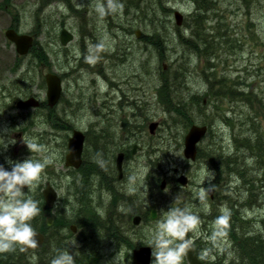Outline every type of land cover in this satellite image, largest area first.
I'll use <instances>...</instances> for the list:
<instances>
[{
	"label": "rangeland",
	"instance_id": "1",
	"mask_svg": "<svg viewBox=\"0 0 264 264\" xmlns=\"http://www.w3.org/2000/svg\"><path fill=\"white\" fill-rule=\"evenodd\" d=\"M212 1L209 7L202 8L196 15L194 0H164V8L172 12L165 18L168 48L161 61V53L152 47L142 49L143 45L132 33L137 29L149 33L150 28L136 25L131 21L132 17L125 15L123 8L104 14L97 10L101 3L106 5L107 0H0V85L13 82L19 73L30 70L28 75L35 81L33 91L44 102L47 92L45 74L64 75L61 77L63 98L54 108L59 127L48 125L47 110H20L5 95L4 100L0 96V114L10 107L1 115L0 133L10 134L11 161L22 162L30 156L50 161L35 187L30 191L24 189L26 195L37 196V191L42 192L49 182L58 193L53 215L60 212L72 217L73 183L77 179L64 167L72 131L79 130L85 135L90 132L92 136L91 128L97 115L112 114V111L122 109L120 115L123 116L139 109L144 126L137 143L140 149L129 161L131 175L124 181V187L131 190L150 188L146 180L148 167L144 150L148 142L164 138L170 145L167 152L174 158L166 169L168 186L165 195L153 208L157 210L158 218L151 220L149 217L143 229L124 231V237L132 239L135 248L151 247V231L162 218V212L167 211L176 198L177 202L186 200L189 211L198 216L208 214L212 208L219 209L220 215L225 211L230 213L228 199L221 201L215 194L211 200L208 195L215 173L202 161L192 163L184 160V137L189 128H185L181 121L175 123L172 119L177 115L175 110L169 112V105L165 107L160 101L161 74L168 70L170 64L184 63L188 67L184 94L190 100V114L186 115L190 116L193 124L207 125L212 130L199 148L218 145L226 153L235 154L237 151L244 165V177H232L228 184L231 193L225 195L232 197L241 221L248 226L247 230H253L264 239V0ZM175 11L184 16L180 27L175 22ZM198 16L199 22L195 24ZM13 25L21 34L34 37V43L39 46L37 50L41 53L39 48H42L47 54V63L36 64L37 59L30 55L19 59L15 46L5 36L6 30ZM130 25L135 26L132 34H127L124 30ZM63 29L74 35L66 47L60 43ZM180 35L184 36L185 45H181ZM201 39L207 40L206 43ZM128 44L131 49L127 48ZM202 44L209 48L208 53L199 54L195 50L197 46L203 47ZM89 56L93 57L91 61L87 59ZM31 113L36 122L33 121L30 130L24 131V120ZM154 122L159 123V128L153 136L149 125ZM166 124L170 125L167 133L174 131V135L164 132ZM15 129L24 133L22 140L14 137ZM17 130L15 132L18 133ZM245 137L252 140L255 148H244ZM28 139L38 143L42 150L30 153L23 142ZM13 141L15 143H11ZM93 144V138L88 146L85 141L84 153L87 147L92 150ZM180 174L189 178L187 187L176 183ZM210 175L214 178L209 179ZM92 181L91 188L94 189ZM202 188L207 190L203 202L198 198ZM109 197L106 191H96L95 206L102 217L109 213ZM147 205H142L143 211L147 210ZM70 227H63L62 237L69 239L73 250H80L83 245H76L75 241L82 230L73 233ZM217 232L220 234L213 238ZM47 233L49 236L50 232ZM190 233L193 244H200V258L205 264H231L238 257L226 229L214 221L202 220ZM111 241L105 233L100 234L101 263L133 264L129 257H132V250L125 246H112ZM42 250L25 256L24 260L36 263ZM182 264H188L186 256Z\"/></svg>",
	"mask_w": 264,
	"mask_h": 264
},
{
	"label": "trees",
	"instance_id": "2",
	"mask_svg": "<svg viewBox=\"0 0 264 264\" xmlns=\"http://www.w3.org/2000/svg\"><path fill=\"white\" fill-rule=\"evenodd\" d=\"M194 1L197 7L196 15L200 14V11L204 8L209 7L210 2H213L212 0ZM118 3L123 5L122 8L125 15L128 18L132 17L131 21L136 23V25H144L145 27L151 29V32L143 35V43L146 47H152L161 53L160 57L162 61L164 59L163 55L168 48V36L165 34V18H167L172 11H167V9L164 8L163 0H118ZM157 5H159V7ZM163 13L165 15H162ZM163 16L164 20L162 19ZM199 17L200 16L194 20L195 24L199 22ZM133 26L135 25H130L127 30H124L123 26L120 27L126 33H129L132 31ZM11 28H14L17 32H19L16 25H13ZM175 30L178 32V28H175ZM178 38L180 39L181 45H185L184 36L180 35ZM201 41L206 43L207 40L201 39ZM202 45L203 47L197 46L195 50L199 54L208 53L209 48L206 47V44ZM37 46L38 44L35 42L34 47L28 55L37 59L38 62H36V64L39 62L40 64L47 63V54L42 48H39L41 50L40 53L36 48ZM19 59L23 58L19 56ZM173 64H170L168 70L161 74L159 89L160 101L163 105H165V107L169 105V112L175 110L174 112L177 115L172 117L175 123L181 121L185 128H189L193 125V122L190 116L186 115L190 114L188 113L190 102H188L189 99L184 94L188 67L184 65V63L177 66L174 64L175 67ZM28 73H30V70L26 71L25 69L23 72L19 73L13 82H10L9 84H1V99H3V95H5L10 102L16 105V102L20 99L36 96V93L32 88L35 81L33 82V78L29 77ZM61 77L64 78V75H61ZM43 105H46V101L43 102ZM9 108L1 111L0 118L2 113L6 112ZM46 109L48 114L45 115V117L47 116L46 122H48V125L59 127L60 121L59 118L55 116L54 108L49 109L46 107ZM32 114L33 113L25 118V126L22 130L27 131L25 129L30 130L33 127L32 124H34L36 120L34 114ZM123 126L126 128L128 134H130L132 131L130 123L125 122ZM166 126L167 127H164V132L167 133V129L170 125L166 124ZM211 132L212 130L209 129L208 135L211 134ZM167 134L174 135V131ZM101 136L102 140L100 144H93L92 150L88 147L86 148V151L83 154V163L80 169H69V173L78 180V183L77 180L73 183L72 192L74 202L71 208L72 217L68 218L64 213L60 212L54 216L52 212L54 208L49 209L47 207L43 194L39 190L37 191V196L32 195L30 197L38 201V206L40 208V214L31 221L32 227L35 230L44 232L42 226H46L50 232L48 240L51 243L54 242L56 244L52 246L50 253H45L43 248L37 262L31 263L28 260L25 261L24 257L31 255L34 252L21 251L17 248L15 251L0 253V264H51V260L63 251H68L74 255L75 264H102L100 259L102 255L100 254V247H98L100 245L99 237L102 233H105L108 238L112 240V246L115 244L117 247L125 246L129 247L132 251L134 250L135 247L133 240L129 238L126 239L124 237L125 234L123 233L124 231L131 232L135 229H143V225L146 223L147 219L145 218V213L142 211V205L144 203L148 204L147 209L152 210L158 203L161 202V199L165 195V191H162L160 188L161 183L164 179H166V169H168L170 163L172 162V158L174 157H170V154L167 152L170 145L165 142L164 138L160 137L154 142H148L145 144L144 150L146 165L148 167L146 180L149 181V183L147 182V185H149L150 188H135L131 190L128 187H124L122 190L115 185L113 187H109L108 181L112 175L110 164L117 155L118 149L116 144L112 143L113 141L110 142V140H106L112 136L110 128L103 131ZM91 141L92 136L90 132H88L86 134L87 146L90 145ZM244 144L246 146L244 148L246 149L251 150L255 148V145L252 143L250 138L245 137ZM129 154L130 152H128V155ZM257 155L260 157L259 151ZM201 161L215 173L216 178L212 183H210V186L216 189V197L221 201L228 199L227 204L230 206V213H228L229 224L225 229L238 254V257L236 256L231 264H264V239L260 234L253 232V230H247L248 226L241 221L237 209L234 206L232 197L225 195L231 193V188L228 184L230 183V179L232 177L236 175H239L241 178L244 177V165L242 160H240L237 156V151L235 154L226 153L223 148L218 145L198 148L197 162ZM130 175L131 174H128V177ZM92 180H94V189L91 188L93 186ZM96 191H106L110 196L109 198L111 199V202L108 207L109 213L106 214L105 217L100 215L97 205L95 206ZM24 198H29V196L26 195L25 190ZM141 213V216H143L142 223L139 226H134L133 218L137 214ZM219 216V209L212 208L208 210V214H200L199 218L200 221L208 220L209 222H215ZM50 217L53 218V224L51 226L48 225ZM147 218L149 219V217ZM73 225L77 228V232L79 229L82 230V233L75 241L76 245H83V248L80 250H73L69 246V239L64 236L60 239L58 235V226L67 228L68 226ZM121 229H123V231ZM104 246H101V248ZM194 246L197 254L200 256V244L195 242ZM129 257L132 259L131 255Z\"/></svg>",
	"mask_w": 264,
	"mask_h": 264
},
{
	"label": "clouds",
	"instance_id": "3",
	"mask_svg": "<svg viewBox=\"0 0 264 264\" xmlns=\"http://www.w3.org/2000/svg\"><path fill=\"white\" fill-rule=\"evenodd\" d=\"M123 5L118 0H107L106 5L101 3L98 11L101 14L107 11L115 12ZM89 61L92 56L87 58ZM30 153L41 151V146L34 140H23ZM15 143V141L11 142ZM11 170L0 165V253L33 250L39 247L38 233L32 227L31 221L40 214L38 201L32 198H23L24 189L29 191L46 168L49 160H36L32 156L22 162L8 161ZM214 178L210 175L209 179ZM207 190L200 189L198 198L203 202ZM175 202L162 212L160 218L151 231V264H182L183 258L193 251V241L189 233L200 224L198 215L193 214L181 203ZM215 224L227 228L229 214L227 211L217 217ZM220 232L214 233V237ZM75 244V243H74ZM51 264H75L74 255L68 251L60 252L51 260Z\"/></svg>",
	"mask_w": 264,
	"mask_h": 264
},
{
	"label": "water",
	"instance_id": "4",
	"mask_svg": "<svg viewBox=\"0 0 264 264\" xmlns=\"http://www.w3.org/2000/svg\"><path fill=\"white\" fill-rule=\"evenodd\" d=\"M174 18L176 21L177 26H181L183 24L184 16L179 12H174ZM5 36L9 42H11L15 48L16 53L19 56H26L29 54L30 50L34 46V37L26 34H21L17 32L14 28H8L5 32ZM137 36L140 37V32H137ZM74 39V35L70 33L67 29H63L60 33V42L62 46H67L72 40ZM45 82L47 85V92H46V101L47 105L50 108H54L60 101L62 95V79L59 75L55 73H47L45 75ZM40 106V102L36 97H30L28 99H21L17 102V107L20 109L26 108H38ZM159 124L154 122L151 123L149 126L150 133L155 134L156 129L158 128ZM208 132L207 126H199V125H192L189 129L188 133L184 139V149L183 155L184 158L189 161H195L198 154V144L203 140ZM85 134L79 130H74L72 136L68 140L67 146V154L65 157V167L66 168H73V169H80L83 163V151L85 145ZM136 153V150L133 151V154ZM124 153H120L117 156V167L119 170V179L121 180L123 177V162H124ZM176 182L182 186L186 187L189 183V179L185 175H180ZM167 182L163 180L161 183V190L164 191L166 189ZM209 196L213 199L214 197V189H210L208 191ZM43 197L45 203L49 209H53L57 199L58 193L54 189V187L48 183L45 189L43 190ZM181 207L185 205L187 207L186 200L180 202ZM150 216L152 220L157 219V211L152 210L150 212ZM142 222V217L140 215H136L133 218L134 226H139ZM53 224V218L50 217L48 220V225ZM71 230L76 233L77 228L73 225L71 226ZM38 233V240H39V247L33 250H27V252L39 250L45 241V237L39 231ZM189 237L191 238V234L189 233ZM192 239V238H191ZM188 264H204L202 260L196 253L195 246L193 244V251H190L186 256ZM132 262L133 264H151V247L150 246H140L136 248L132 252Z\"/></svg>",
	"mask_w": 264,
	"mask_h": 264
},
{
	"label": "flooded vegetation",
	"instance_id": "5",
	"mask_svg": "<svg viewBox=\"0 0 264 264\" xmlns=\"http://www.w3.org/2000/svg\"><path fill=\"white\" fill-rule=\"evenodd\" d=\"M62 88H63V82H62ZM62 92H63V90H62ZM31 97H36V96H31ZM28 98H30V97H28ZM28 98H24V99H28ZM61 98H62V95H61ZM61 98H60L59 103L61 102ZM17 102H16V108H18ZM39 102H40V106L38 108H26V109H32L35 111H37L38 109L46 111L47 110L46 107H48L49 109H53L47 105V102H46V105H43V102H41L40 100H39ZM58 104L56 106H58ZM56 106L54 108H56ZM18 109H20V108H18ZM26 109H20V110H26ZM122 111L123 110L121 109V111H118V112L112 111V114H103V115H102V113H101V115H97V113H96V115H97L96 121H95L94 125L92 126L91 131H92L93 142L96 145L97 143H99V144L101 143V140H102L101 133H103V131L107 130L108 128L111 129L113 127L114 128L116 127V129H117L116 131H115V129L114 130L111 129L112 136L109 137L108 139H106V138L105 139L108 141L110 140V142L113 141L112 143L116 144L117 149H118L116 156H118V154H120V153L125 154L124 162H123V177L121 180L119 179V170L117 167V157L115 156L114 160H112L111 164H110L112 175L110 176V179L108 181L109 182L108 186L113 187L115 185V186H117L123 190L124 189V181L127 180L128 174H131V170L129 167V161L136 157V153L133 154V151L134 150L137 151L138 148L140 149V146L137 143H138V139H139V134L141 135L143 133L144 126H143V122L141 121V118H140L141 112L139 109L131 112L129 115L125 113L123 116L120 115V112H122ZM110 115H112V118L109 121ZM125 122H128L131 125L132 131L130 134H128L126 128H124V126H123ZM15 128H16V126H15ZM12 129H14V128H12ZM15 130H17V129H15ZM15 130H13L14 137L17 138L18 140H22L24 133L22 131H18V130H17L18 131V133H17V132H15ZM73 131H72V134H73ZM9 135L8 134L1 135V133H0V165H3L5 167V169H7V170H10V164L8 163V161L11 160V154H12V152H11L12 146L10 144L11 138L9 137ZM85 137H86V135H85ZM69 138H68V140H69ZM85 141H86V138H85ZM67 146H68V142H67ZM84 147H85V145H84ZM128 152H130L129 155H128ZM64 167H65V158H64ZM67 169H73V168H67ZM74 170H76V169H74ZM164 180H166L167 186H168L167 179H164ZM48 183L49 182L46 183L45 187L47 186ZM167 186H166V189H167ZM211 189H214V194L217 193V192H215L216 189L214 187H211ZM43 190H42V194H43ZM152 210H156V209H152ZM152 210H148V209L145 211L142 210L145 213V218L147 220H149L147 217H150V219H151L150 212ZM137 215L141 216L142 213L137 214ZM141 217H143V216H141ZM157 218H158V216H157ZM49 226H51V225H49ZM63 230H64L63 226H59L57 228V231L59 232L58 235H59L60 239L62 238ZM36 231H38V230H36ZM43 231L44 232L39 231L45 237V241H44V244L41 247V249H43L45 247L44 252L49 254L51 249H52V246L56 245V244L54 242L51 243L48 240L49 236H48L47 232H49V230L46 226H44ZM195 250H196V248H195ZM35 251H38V250H35ZM35 251H30V252L33 253Z\"/></svg>",
	"mask_w": 264,
	"mask_h": 264
},
{
	"label": "bare ground",
	"instance_id": "6",
	"mask_svg": "<svg viewBox=\"0 0 264 264\" xmlns=\"http://www.w3.org/2000/svg\"><path fill=\"white\" fill-rule=\"evenodd\" d=\"M163 1H164V0H163ZM163 15H165V14L163 13ZM163 17H164V16H163ZM175 22H176V21H175ZM181 26H182V25H181ZM178 27H179V26H178ZM131 32H132V31H130L129 33H131ZM137 32H140V37L137 36ZM132 33L135 34V36L138 38L139 42L143 45V47H141L142 49H145V50H146V49L150 48V47H146V46L144 45V43H143V38H142L144 34H148V33H143L142 30H140V29H137L136 31H134V32H132ZM132 33H131V34H132ZM127 34H128V33H127ZM127 48H128V49H131L130 46H129V44H128V47H127ZM111 118H112V115L109 116V121L111 120ZM156 123H158V122H156ZM158 124H159V123H158ZM193 125H195V124H193ZM196 125H198V124H196ZM149 126H150V125H149ZM199 126H207V125H199ZM207 127H208V126H207ZM158 128H159V126H158ZM158 128H157V129H158ZM190 128H191V126L189 127V129H190ZM111 129H113V130L115 129V131L117 130L116 127H115V128L113 127V128H111ZM157 129H156V132H157ZM209 129H210V128L208 127V132H207L206 136L203 138V140H202L201 142H203V141L207 138L208 133H209ZM149 130H150V129H149ZM188 131H189V130H188ZM149 132H150V131H149ZM156 132H155V134H156ZM187 133H188V132H187ZM187 133H186V134H187ZM155 134H151V133H150V135H153V136H154ZM185 136H186V135H185ZM184 139H185V137H184ZM201 142H200V143H201ZM200 143L198 144V147H197V148H199ZM183 149H184V148H183ZM183 158H184V155H183ZM197 158H198V154H197ZM197 158H196V160L193 161V162H196V161H197ZM184 160H186V161H188V162H192V161H189V160H187V159H185V158H184ZM193 162H192V163H193ZM180 175H182V174H180ZM180 175H179V176H180ZM183 175H184V174H183ZM179 176H178V177H179ZM185 176H186V175H185ZM178 177H177V178H178ZM188 179H189V178H188ZM210 188H211V187H210Z\"/></svg>",
	"mask_w": 264,
	"mask_h": 264
}]
</instances>
